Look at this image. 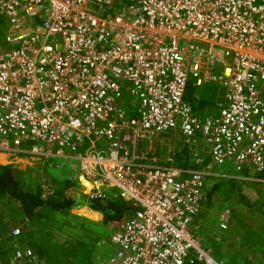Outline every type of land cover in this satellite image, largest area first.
<instances>
[{
	"label": "built area",
	"instance_id": "built-area-1",
	"mask_svg": "<svg viewBox=\"0 0 264 264\" xmlns=\"http://www.w3.org/2000/svg\"><path fill=\"white\" fill-rule=\"evenodd\" d=\"M190 79L225 88L218 115ZM178 130L193 167L153 149ZM0 153L77 160L87 196L136 202L117 264H224L195 221L207 169L264 181V0H0ZM20 235L0 233V264L35 263Z\"/></svg>",
	"mask_w": 264,
	"mask_h": 264
},
{
	"label": "trees",
	"instance_id": "trees-1",
	"mask_svg": "<svg viewBox=\"0 0 264 264\" xmlns=\"http://www.w3.org/2000/svg\"><path fill=\"white\" fill-rule=\"evenodd\" d=\"M194 95L198 98L189 93L186 98L195 111L201 113L204 106H200V111L195 104L201 96L198 93ZM188 154L185 151L179 153L176 164L184 168L195 166ZM59 159H63V162ZM70 162L73 161L56 157L54 161H46L42 167L33 165L19 168L14 164H0V208L3 209L0 210V233H8L11 228L20 226V241L23 249H32L34 264H117L115 256L106 257L99 251L100 246L111 242L112 234L121 229L138 204L112 194L106 200L90 198L78 190V187H82L81 180L72 174L68 167ZM230 181H234L231 184L238 186L240 192L241 185L249 183L240 179ZM46 184L51 186V191L48 192ZM217 187L218 184H215L213 190ZM241 196L247 198L250 206L255 204L246 194L241 193ZM84 205L103 214L101 224L93 225L87 220L75 222L80 217L70 213L72 208ZM237 223V229L245 232V243L249 244L255 255L253 261L264 264V250L254 244L260 241L264 243V226L252 229L248 221L240 217ZM6 248L11 254L15 249L11 242L7 243ZM232 260L231 257L225 264H234ZM194 264L202 263L198 261Z\"/></svg>",
	"mask_w": 264,
	"mask_h": 264
},
{
	"label": "rangeland",
	"instance_id": "rangeland-1",
	"mask_svg": "<svg viewBox=\"0 0 264 264\" xmlns=\"http://www.w3.org/2000/svg\"><path fill=\"white\" fill-rule=\"evenodd\" d=\"M193 80L190 79L186 95L189 93L194 98H198L194 96V93L200 94L201 98L196 100L195 103L197 106L196 109L201 111L200 106L203 105L204 109L201 111V113H204L203 115H218V102L224 98L225 88L217 82H206L198 86ZM129 98L131 97L129 96ZM172 146L178 149L180 154L183 151L191 153L193 151L191 144L183 143V136L179 130L177 132L162 134L153 143V149L160 158L161 163L164 164L166 162V159L171 154L169 148ZM50 160L54 161L56 157L50 158ZM68 160L70 161V159ZM59 161L63 162V159H59ZM45 162L37 158H26L23 160H14L12 163L3 160L0 161V164H14L19 168H26L27 166L33 165L42 167ZM68 167L72 171V174H75L81 179L79 162L77 160L73 159V162H70ZM207 171L208 173L204 178L202 207L195 221L197 223V229H195L197 239L201 242L204 249L211 251V255L224 264L231 257L233 258L232 261L234 264H262L260 261H253L255 255L249 244L245 243L247 241L245 232L237 229V225H239L237 219L239 217L241 220L246 219L249 227L252 229L254 227L260 229V227L264 226V181L258 182L253 179H242L237 175H233L236 171L230 163L207 169ZM238 178L249 182L241 185L242 192H240L238 186L231 184L234 181H230V179ZM215 184H218V187L213 190ZM46 185L50 186L49 184ZM83 189V187H78V190L82 192ZM241 193L252 198V202H255V204L250 206L247 198L241 196ZM243 197L245 200H243ZM0 210L3 209L0 208ZM70 213L79 215L80 219L75 221L76 223L87 220L91 221L93 225H98L103 221V214L89 208L87 205L73 207ZM225 214H228L230 219L226 231L220 225L222 217ZM190 229L192 230L191 226ZM66 234L69 236L72 235L69 232H66ZM11 243H14V238ZM254 244L259 249L264 250L263 242L261 243L260 241V243ZM99 251L104 253L106 257L114 256L117 252V246L111 242L105 243L100 246Z\"/></svg>",
	"mask_w": 264,
	"mask_h": 264
},
{
	"label": "crops",
	"instance_id": "crops-1",
	"mask_svg": "<svg viewBox=\"0 0 264 264\" xmlns=\"http://www.w3.org/2000/svg\"><path fill=\"white\" fill-rule=\"evenodd\" d=\"M6 161V156L0 153V161Z\"/></svg>",
	"mask_w": 264,
	"mask_h": 264
},
{
	"label": "bare ground",
	"instance_id": "bare-ground-1",
	"mask_svg": "<svg viewBox=\"0 0 264 264\" xmlns=\"http://www.w3.org/2000/svg\"><path fill=\"white\" fill-rule=\"evenodd\" d=\"M3 155H5V154H3ZM6 156V155H5Z\"/></svg>",
	"mask_w": 264,
	"mask_h": 264
}]
</instances>
